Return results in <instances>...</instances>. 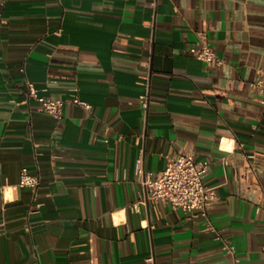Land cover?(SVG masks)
Segmentation results:
<instances>
[{
    "label": "crops",
    "instance_id": "0c3cea01",
    "mask_svg": "<svg viewBox=\"0 0 264 264\" xmlns=\"http://www.w3.org/2000/svg\"><path fill=\"white\" fill-rule=\"evenodd\" d=\"M202 41L219 64L189 53ZM260 69L264 0H0V264H264ZM26 80L50 98L77 89L90 109L56 119ZM185 151L209 163L220 239L140 202L138 155L155 176Z\"/></svg>",
    "mask_w": 264,
    "mask_h": 264
},
{
    "label": "built area",
    "instance_id": "2783aa9c",
    "mask_svg": "<svg viewBox=\"0 0 264 264\" xmlns=\"http://www.w3.org/2000/svg\"><path fill=\"white\" fill-rule=\"evenodd\" d=\"M188 51L204 63H220L214 49L205 41L191 46ZM249 85L252 92L259 95L260 102L264 104V69L258 70L256 78ZM26 87L27 99L38 103L46 114L56 119L62 117L66 104L79 105L86 110L90 109V105L79 97L77 89L72 90L68 97L63 99L43 95L42 91L30 80H26ZM139 98L141 107L147 110L148 95L142 94ZM247 158L253 159L254 155L248 154ZM208 168L209 163L207 161H197L193 153L185 151L169 159L164 169L154 176L144 170L143 154L140 153L134 167V175L142 187L140 202L150 199L167 204L172 209H181L188 220H203L202 232L214 234L216 239H220L219 233L208 214L212 202L216 199L215 190L204 183ZM18 185L37 194L41 188V180L38 175L23 168L20 171ZM138 205L139 203H134L132 209L137 211ZM224 248L229 254L235 255V249L232 245L225 244ZM235 261H237L236 258ZM146 262L152 264L153 257H147Z\"/></svg>",
    "mask_w": 264,
    "mask_h": 264
}]
</instances>
